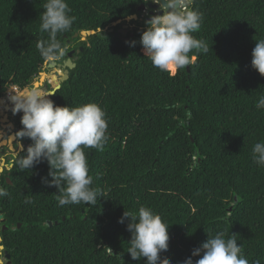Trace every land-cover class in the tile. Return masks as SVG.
Segmentation results:
<instances>
[{
    "label": "trees",
    "instance_id": "obj_1",
    "mask_svg": "<svg viewBox=\"0 0 264 264\" xmlns=\"http://www.w3.org/2000/svg\"><path fill=\"white\" fill-rule=\"evenodd\" d=\"M150 1L67 0L75 19L58 39L67 53L83 51L74 54L76 68L61 88L55 91L53 77L48 90L56 105L96 103L107 113L103 151L85 149L100 197L94 206H58V189L44 182L52 180L47 161L21 171L14 160L4 198L11 229L2 243L10 264H146L127 252L131 218L120 222L140 206L168 224L169 249L161 256L171 264H183L208 232L220 231L236 234L249 264H264V167L252 155L264 141V109L256 108L264 76L251 63L256 40L264 38V0L192 1L188 8L203 17L193 35L209 51L192 50L195 60L175 75L145 57L146 20L119 33ZM44 3L0 0V98L13 87L30 88L46 68L36 48L47 38L40 31ZM100 29L82 41L81 32ZM22 116L15 118L19 131Z\"/></svg>",
    "mask_w": 264,
    "mask_h": 264
},
{
    "label": "clouds",
    "instance_id": "obj_2",
    "mask_svg": "<svg viewBox=\"0 0 264 264\" xmlns=\"http://www.w3.org/2000/svg\"><path fill=\"white\" fill-rule=\"evenodd\" d=\"M191 3L190 0H151L148 6L139 8L141 18L136 15L137 20H146L147 24L146 31L143 32L144 28L139 31L143 32L140 43L144 55L162 72L175 75L191 65L195 59V56H189L192 50L204 54L209 51L207 43L193 35L201 28L203 17L199 11L188 8ZM151 5H159V9L151 8ZM43 9L40 31L46 32L47 38L41 39L36 48L46 67H49L66 60L68 48L58 39V35L68 32L75 18L70 15L71 8L67 0H46ZM152 11H161L163 14L153 15L148 19ZM122 23L121 20L116 26L112 24L107 30L114 31ZM128 23L124 25L129 26ZM128 30L131 32L133 29ZM128 43L134 47L136 41ZM251 63L252 68L264 76V38L256 40ZM41 75L43 72L40 79ZM53 94L55 92L39 88H26L22 91L13 87L4 98H0L4 102L11 98L13 103H9L14 105L13 113H23V128L16 136L32 141L27 147L26 155H17L15 164L21 171H25L47 161L52 180L45 179L44 182L58 189V193H54L58 206L82 203L94 206L100 193L91 187L93 177L89 174L85 149L103 151L109 138L107 113L96 103L78 107L56 105L50 99ZM256 108L264 109V94L259 96ZM19 146L20 151H23V145L19 143ZM252 155L254 162L264 167V141L253 145ZM3 172L4 169H0V175ZM7 195V190L0 187V197ZM25 203L30 201L26 200ZM129 217L131 222L127 225V230L131 233V241L127 252L131 258H146V264H171L169 259L161 256V253L168 251L170 240L169 226L162 217L148 206H140L136 213L125 211L120 222L123 223ZM226 235L224 231L214 235L208 232L207 241L195 248L191 257L186 258L183 264H249L236 234L232 233L228 238ZM3 253L4 246L0 243V254ZM192 257L199 259L194 261ZM4 260L9 263L7 259Z\"/></svg>",
    "mask_w": 264,
    "mask_h": 264
},
{
    "label": "flooded vegetation",
    "instance_id": "obj_3",
    "mask_svg": "<svg viewBox=\"0 0 264 264\" xmlns=\"http://www.w3.org/2000/svg\"><path fill=\"white\" fill-rule=\"evenodd\" d=\"M68 54V53H67ZM67 60V59H66ZM66 60L62 64H56V65H63ZM55 71L58 69L57 66L54 67ZM63 71V69H62ZM52 77H55V81L57 80L56 74ZM44 85L41 86V89ZM9 105V110L5 109V106L2 108L0 107V144H3L4 142H8L7 144L1 146L0 145V169H4L3 175H0V187H4L6 190L8 189V186H12V182L10 180L11 171L14 168V160H16L17 155L24 152L28 146H26V142L22 139L18 138L16 136V133L19 132V128L16 125L15 118L19 113H13L12 108L14 105H10L9 100L5 101ZM4 116H7L4 117ZM7 120L6 123H3V121ZM13 124L14 128L10 126V124ZM14 135L15 140L13 141V144L11 145V136ZM19 143L23 145V151H20ZM11 146V147H10ZM13 146V147H12ZM10 166V170H9ZM4 197H0V243H3L4 241V233L11 229L9 227L8 219L5 218L6 215H8L6 209H5V201ZM18 228H21V224H18ZM4 253L1 254V256L4 257ZM4 259V258H3ZM3 262V261H2ZM4 264H7V261L3 262Z\"/></svg>",
    "mask_w": 264,
    "mask_h": 264
},
{
    "label": "water",
    "instance_id": "obj_4",
    "mask_svg": "<svg viewBox=\"0 0 264 264\" xmlns=\"http://www.w3.org/2000/svg\"><path fill=\"white\" fill-rule=\"evenodd\" d=\"M192 1H194V0H190V2H192ZM151 8H154V9H159V5H157V6H153V5H151ZM141 9V8H140ZM157 14H163L161 11H159L158 13H154L153 11L150 13V17L148 18V19H150L151 18V16H153V15H157ZM138 19V17L136 16V15H134V16H131V19L130 18H127L126 19V21L127 22H129V21H132V20H137ZM147 19V20H148ZM121 21H119L118 23H120ZM118 23H116V24H118ZM116 24H113V26H116ZM110 31L111 32H113V30L112 29H110ZM128 32H129V30H128V26L127 25H124L123 26V28H121L120 30H119V33L121 34V35H127L128 34ZM97 33H101V30H99L98 32H95V31H83L82 33H81V37H82V41H85L89 36H92V35H95V34H97ZM78 35H76V37H77ZM83 51V48H80V50L79 51H71V52H69L68 54H67V60H66V62L63 64V65H50L49 67L50 68H54V67H56L57 66V72H55V73H52V76L53 75H55V74H57V75H59L60 76V78H59V80H58V82H57V85H56V87H55V91L56 90H59L60 88H61V84L62 83H64L65 81H67L68 79H69V77H70V71L71 70H73L74 68H76V64H75V60H77V58H75L74 60H73V56H74V54H76V53H80V52H82ZM62 69H63V71H62ZM42 78V77H41ZM43 79V78H42ZM43 81V80H42ZM39 83H37V85H38ZM55 91H53V92H55ZM0 102H3L1 99H0ZM4 117H6L7 118V116H4ZM10 124V126L12 127V128H14V126H13V124H11V123H9ZM12 137H14V135H12L11 136V138ZM10 138V139H11ZM15 138V137H14ZM13 147V146H12ZM48 224H49V226H52L53 225V223L52 222H48ZM1 255V254H0ZM5 258L8 260V262L10 263L11 261H10V259H11V256L8 254V252H5ZM8 263V264H9ZM0 264H3V262H0Z\"/></svg>",
    "mask_w": 264,
    "mask_h": 264
},
{
    "label": "rangeland",
    "instance_id": "obj_5",
    "mask_svg": "<svg viewBox=\"0 0 264 264\" xmlns=\"http://www.w3.org/2000/svg\"><path fill=\"white\" fill-rule=\"evenodd\" d=\"M129 26H128V29H133L134 28V24H132V21H129ZM118 26V25H117ZM123 28V27H122ZM195 60V59H194ZM193 60V61H194ZM57 71V70H56ZM55 69H50L49 67H46L45 70L43 71V75L45 76V80H43L42 82V78L39 80L38 78L35 80V82H33L32 86L30 88H39L41 89V86L44 84V86L42 87L41 90H45L47 91L48 90V83H51L52 82V73L56 72ZM41 75V76H43ZM60 76L57 78V80H59ZM54 79V78H53ZM57 80H56V83H57ZM35 83V84H34ZM37 83H39V86H37ZM11 91H14V90H11ZM10 91V92H11ZM1 146L5 145L4 144H0ZM1 261L5 262L4 259H2Z\"/></svg>",
    "mask_w": 264,
    "mask_h": 264
},
{
    "label": "bare ground",
    "instance_id": "obj_6",
    "mask_svg": "<svg viewBox=\"0 0 264 264\" xmlns=\"http://www.w3.org/2000/svg\"><path fill=\"white\" fill-rule=\"evenodd\" d=\"M42 78H43L42 80H45V76H44V75L42 76ZM42 82H43V81H42ZM57 82H58V80H57ZM56 85H57V84H56ZM56 85H55V86H56ZM37 86H39V84H38ZM9 101H10V103H13V102L11 101V98H10ZM5 109H6V110H9V106H7V104H5ZM6 122H7V120L3 121V123H6ZM14 140H15V138L12 137L11 140H10V141H11V145L13 144V141H14ZM4 143L7 144L8 142H7V143L4 142ZM4 143H3V144H4ZM10 147H11V146H10Z\"/></svg>",
    "mask_w": 264,
    "mask_h": 264
}]
</instances>
